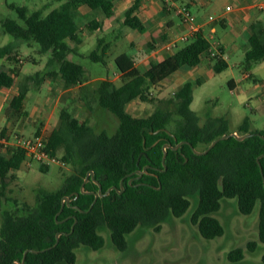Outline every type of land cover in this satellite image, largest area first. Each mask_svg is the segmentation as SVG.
Listing matches in <instances>:
<instances>
[{
  "label": "trees",
  "instance_id": "16d2710c",
  "mask_svg": "<svg viewBox=\"0 0 264 264\" xmlns=\"http://www.w3.org/2000/svg\"><path fill=\"white\" fill-rule=\"evenodd\" d=\"M139 1L134 0L126 9L123 23L144 32L146 27L135 14ZM82 5L100 9L107 17L115 12L113 0H65L47 14L44 8L48 3L31 13L26 6L11 4L24 24L5 18L2 21L4 30L20 42L38 43L41 52H51L45 71L25 76L19 93L11 102L14 109L23 105L28 91L40 86L47 75H59L66 85L85 81V66L67 57L77 50L73 44L82 41L79 24ZM165 10L168 9L165 7ZM101 24L96 18L90 22L93 28ZM249 43L243 61L248 71L253 64L264 60V20L252 22ZM109 46L110 43L100 38L89 56L94 61L106 63ZM211 46L210 39L199 31L162 62L152 61L144 71L127 52L117 55L115 62L121 83L118 85L114 79L106 77L96 87L100 106L119 118L117 130L96 132L87 118L80 120L63 108L58 125L47 134V146L55 156L62 150L61 160L73 165L72 173L57 190L40 189L36 206L10 195V183L15 177L10 173L25 162V151L3 152L0 144V264L21 263L26 249L31 250L25 264H75L76 249L81 244L94 249L104 246L105 239L100 233L103 228L111 230L116 247L126 250L127 234L139 226L161 230L171 215L181 217L189 210L194 196L198 201L191 219L208 239L225 233V225L214 215L220 210L222 199L237 198L238 209L243 214H250L260 202L258 240H250L248 248L256 250L264 243V178L258 160L260 156L264 172V137L250 130L249 118L237 131L239 134L253 132V135L243 139L235 136L221 139L208 152L197 154L193 147L203 150L231 130L224 117L200 123L191 107L192 81L184 82L171 97L159 99L158 107L149 115H134L127 108L137 98L155 101L151 92L155 80L170 76L184 65H198ZM16 47V43L0 46V58L11 59ZM210 58L215 62L216 72L229 65L222 57L211 55ZM18 71V66L0 69V88L13 85ZM2 132L8 133L3 129ZM257 132L264 134V129ZM181 141L178 148H167L164 164V144L176 145ZM147 165V171L137 177L136 171ZM49 166L41 164L43 170ZM91 170L94 173L90 174L84 185L85 192H82L81 186ZM100 185L103 193L112 186L117 188L99 196L92 206ZM65 196L69 200H65ZM228 257L238 262L244 257V249L236 247ZM262 259L264 261V253Z\"/></svg>",
  "mask_w": 264,
  "mask_h": 264
},
{
  "label": "rangeland",
  "instance_id": "374dc122",
  "mask_svg": "<svg viewBox=\"0 0 264 264\" xmlns=\"http://www.w3.org/2000/svg\"><path fill=\"white\" fill-rule=\"evenodd\" d=\"M182 1L192 2V10L207 17L209 15L218 17L226 5L233 2V0ZM63 2L65 0H0V46L18 42L12 53L13 57L11 59L7 56L3 57L5 59L2 62L10 66H19L22 78H25L27 74L45 71L51 52H41L36 42L29 44L25 41H17L13 34L4 30L2 21L5 18H13L24 24L18 11L11 4L26 6L31 13L45 7L48 3V6L44 8V14H47ZM262 2L264 0H260L259 3ZM255 12L259 20H264V9L255 7ZM115 13L114 17L107 18L100 9H90L85 5L80 7L79 24L82 41L78 45L72 43L77 50L70 52L67 57L85 66L87 69L85 83L61 86L62 90L66 91L60 96L57 95L60 87L52 81L51 77L45 79L40 86H33L25 98L24 111V115L27 114L29 120L33 122L28 128H18V132L13 133L31 135L36 127L44 124L49 128L40 129L41 132L49 134L50 127L58 125L63 108L80 120L87 118L96 132L107 130L109 133H114L117 130L119 118L109 109L100 106L96 87L106 77L113 78L118 85L121 83L120 78L115 75L118 70L115 62L117 55L127 52L134 56L139 67L144 69L147 65L142 62V59L149 58L147 47L155 50L161 43L150 46L149 37L146 34L119 22L123 21L122 17H124L119 6ZM228 13L230 14L231 11ZM170 15L177 25H183L178 15L172 13ZM94 18L105 19L104 27L98 29L91 27L90 22ZM217 27L216 39L222 37L225 32L237 29L234 24L222 26L219 22ZM178 31L174 35L184 32V30ZM100 38L110 43L106 63L94 61L89 56L97 48ZM129 41H137L138 47H134ZM244 57L245 51L242 47L234 49L230 52L229 67L221 72H216L215 62H209L205 57L197 67L183 66L168 80L165 77L154 81L151 92L156 97L155 101L147 102L137 98L128 104V111L139 116L149 115L158 107L159 99L171 97L184 82L190 80L194 84L191 107L198 114L202 125L209 118L224 117L228 120L232 131L237 130L238 126L249 118L251 131L262 130L264 129V65H262L264 60L253 64L250 69L258 77L255 81L245 76L248 70L243 66ZM231 79L236 82L235 87L230 86ZM197 81H200V84ZM54 97L58 105L45 106L52 103ZM40 99L48 103L38 107ZM203 147L200 145V148ZM57 156L61 159L62 150ZM72 168L71 163H62L60 160V163L54 162L50 164L49 169L43 170L39 161L27 157L19 169L10 173L15 175L10 183L12 189L10 195L36 206L38 191L40 189L55 191L60 188L66 177L72 173ZM197 201L198 197L194 196L189 210L181 217L171 215L159 231H156L153 226L137 227L127 234L128 248L126 250H120L114 245L109 228L101 229L100 233L105 239L104 246L94 249L81 244L76 249L75 264H264L262 259L264 243H260L256 250L248 248L250 240H258L260 202H257L250 214H243L238 209L237 198L222 199V206L214 215L225 225V233L208 239L201 234L198 225L191 219ZM1 221L0 211V226ZM239 246L244 249V257L238 262H233L228 254Z\"/></svg>",
  "mask_w": 264,
  "mask_h": 264
},
{
  "label": "crops",
  "instance_id": "0c3cea01",
  "mask_svg": "<svg viewBox=\"0 0 264 264\" xmlns=\"http://www.w3.org/2000/svg\"><path fill=\"white\" fill-rule=\"evenodd\" d=\"M198 1H203V0H198ZM113 2H114V9L116 10L117 6H119L120 10L125 15L126 9L129 6H131V4L134 1L132 2V0H113ZM175 2L176 4L184 3L182 0H175ZM259 2L260 0H233V2L226 5V8L222 10V13L218 17H215L213 15H209L207 17L203 14L194 12L191 6L192 2H188L185 4H188L191 10L194 12L196 16V20L198 24L200 25V31H202L204 35L208 39H210L211 44H212L210 51L216 48H220V49L222 48L221 49L223 52L222 58L225 59L230 65L229 58H230L231 51H233L236 48L242 47L244 51L246 52L248 48L250 47V43H249L250 26L252 22L258 20L257 14L255 12V7H258L260 10H263L261 5H263L264 2L262 3H259ZM227 6H231V9L228 10ZM230 11L231 13L229 14L228 12ZM171 13L175 14V12L172 10H165L163 0H160V1L159 0H141L137 9L135 10V14L141 19V21L144 23L146 27L145 31L141 33H144L149 37L148 39L149 45L151 46L154 44L156 46V44L161 43L160 46L158 45L155 48V50H151L149 47H147L146 51L148 52L149 50V54H148L149 58L142 59V62L147 65L146 68L144 69L141 68L143 71L148 69L152 61L162 62L164 59H166V57L172 54L173 51L176 50L178 46L184 43V41L178 40L176 47H174L172 50H168L166 48V45L168 43L176 39L177 36L181 34V33H178L177 35H174L175 33L179 32L178 30H184V32L186 31V25L184 23L183 25H177L175 21L172 19L170 15ZM115 14L116 13L114 12V14L111 17H114ZM210 16H213V19H211ZM122 18L124 19V17ZM98 20H100L102 24L95 29L103 28L105 25L104 23L105 19L104 20L98 19ZM119 22L123 23V21H119ZM218 22L221 23L222 26H227L228 24H234L235 26H237V29L234 31L225 32L222 37H219L218 39H216L215 33L218 32V27H217ZM129 43L133 45L134 47H138V44H139L137 41H129ZM210 51L209 53H204L202 56V58L204 57L207 58L209 62L213 61L210 58L211 56ZM146 56H147V53H146ZM4 59L5 58H0V69L9 70L13 66H10V64H7V63H3L2 61ZM134 63L135 65L139 67V64L136 62V60L134 61ZM262 63H263L262 65H264V61ZM199 64L195 66L197 67L199 66ZM179 70L180 69L173 72L170 76L166 77L167 80L173 74L177 73ZM115 75L119 77L120 72L117 70L115 72ZM245 76L249 78H253L255 81L258 80V77L255 76L254 72L251 70L246 71ZM50 77L52 81L55 82L56 85H59L60 90L57 95L60 96L62 92L66 91V90L64 91L62 90V87L65 86L66 84L64 83V81L61 79L59 75H47L45 79H48ZM15 79L16 81L13 85L4 86L0 88V129H3L4 131L8 133L18 132V128L20 129L28 128L29 124L33 122L32 120H29L27 114L24 115L25 114L24 111L26 108L25 100H24L23 105L19 109H13L11 105L13 98L20 91L21 83L24 81V78H22L20 75V71H18V74L15 75ZM229 82H230V86L232 87L236 86V82L234 81V79H231ZM44 103H48V102L40 99L38 101L37 106L40 107ZM52 105L53 106L58 105L56 104L55 97L54 99H52V103H48V105H45V106H52ZM54 127H55L54 125L53 127H50L51 131ZM46 128H49L48 125L43 124L41 126H38L33 131V134H36V132L40 129L44 130ZM232 131L238 132L236 129ZM1 150L3 152H7L4 148L3 149L1 148Z\"/></svg>",
  "mask_w": 264,
  "mask_h": 264
},
{
  "label": "built area",
  "instance_id": "2783aa9c",
  "mask_svg": "<svg viewBox=\"0 0 264 264\" xmlns=\"http://www.w3.org/2000/svg\"><path fill=\"white\" fill-rule=\"evenodd\" d=\"M165 7L177 14L186 25V31L179 34L176 39L166 45L168 50H172L177 45V41H190L199 31L200 25L196 20L194 12L190 6L185 3L176 4L175 0H163ZM264 9V4L261 5ZM230 10L231 6H227ZM213 19V16H210ZM212 56L222 57V50L216 48L210 51ZM0 144L6 151L23 149L27 155L33 160L39 161L41 164L50 165L54 162L60 163L58 156L52 155L47 146V134L40 132L33 135H21L19 133H3L0 129ZM62 163H65L62 161Z\"/></svg>",
  "mask_w": 264,
  "mask_h": 264
},
{
  "label": "water",
  "instance_id": "95a60500",
  "mask_svg": "<svg viewBox=\"0 0 264 264\" xmlns=\"http://www.w3.org/2000/svg\"><path fill=\"white\" fill-rule=\"evenodd\" d=\"M256 133H258L259 135H261V136L264 137V134H261L260 132H256ZM253 134H254L253 132H245V133H243V134H239V133L236 132V131L227 132V133L223 134L222 136H220V137L214 139V140L209 144V146H208L207 148L203 149V150H199V149L193 147V148H194V152L197 153V154H204V153L208 152V151H209V150H210V149H211V148H212V147H213V146H214L219 140H221V139H225V138H228V137H230V136H235V137H237V138H239V139H243V138L249 137V136H251V135H253ZM181 143H183V141L177 143L176 145H172V144L169 143V142L164 144V146H163V149H164L163 162H164V164H165L166 157H167V153H168L167 148H168V147L178 148L179 145H180ZM258 160H259L260 167H261V171H262L263 178H264V172H263L262 164H261V162H260V156H259ZM147 168H148V165L145 166L142 170H137V171H136L137 174H138L137 177L142 176L143 173L147 171ZM165 168H166V167H165ZM93 173H94L93 170H91V171H89V172L87 173V175H86V177H85V180H84V182H83V184H82V186H81V191H82V192H85V190H84V185H85V183L89 180L90 174H93ZM121 183H122V185H123V180L121 181ZM112 188H117V187H116V186H112V187H110V188L107 190V192H104V193H103V192H102V186L100 185L99 191H98V192H95V199H94V201H93V203H92V206H93V204L95 203V201L97 200V198H98L99 196H103V195L107 194ZM78 195H79V193H77V196H78ZM64 199H65V200H69V197H68V196H65ZM62 205L64 206V202H63ZM59 235H60V232L57 234V242L59 241ZM29 250H31V249H26V250H25V252H24V256H23V259H22V262H21V263L15 262L14 264H25L26 256H27V253H28Z\"/></svg>",
  "mask_w": 264,
  "mask_h": 264
}]
</instances>
